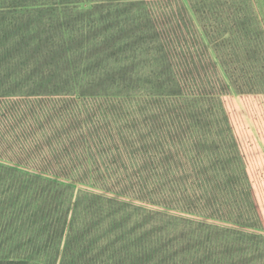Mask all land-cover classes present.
I'll list each match as a JSON object with an SVG mask.
<instances>
[{"label":"trees","instance_id":"1","mask_svg":"<svg viewBox=\"0 0 264 264\" xmlns=\"http://www.w3.org/2000/svg\"><path fill=\"white\" fill-rule=\"evenodd\" d=\"M255 3L0 0V264H264L217 102L264 92Z\"/></svg>","mask_w":264,"mask_h":264},{"label":"rangeland","instance_id":"2","mask_svg":"<svg viewBox=\"0 0 264 264\" xmlns=\"http://www.w3.org/2000/svg\"><path fill=\"white\" fill-rule=\"evenodd\" d=\"M254 8L264 24V0H256ZM217 99L232 134L233 149L257 205L260 229L264 232V92L239 94L231 90ZM225 151L229 152V149ZM24 235L25 232L23 238Z\"/></svg>","mask_w":264,"mask_h":264}]
</instances>
